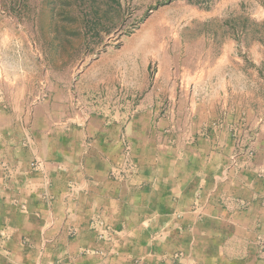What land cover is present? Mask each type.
Here are the masks:
<instances>
[{"label":"rangeland","instance_id":"1","mask_svg":"<svg viewBox=\"0 0 264 264\" xmlns=\"http://www.w3.org/2000/svg\"><path fill=\"white\" fill-rule=\"evenodd\" d=\"M0 42V154L100 123L123 141L134 123L180 147L175 168L209 175L232 219L213 229L264 259V0H0ZM196 125L228 140L189 145Z\"/></svg>","mask_w":264,"mask_h":264},{"label":"crops","instance_id":"2","mask_svg":"<svg viewBox=\"0 0 264 264\" xmlns=\"http://www.w3.org/2000/svg\"><path fill=\"white\" fill-rule=\"evenodd\" d=\"M229 61L198 62L217 67ZM134 127L128 125L123 141L104 123L87 127L88 139L34 138L25 154L3 140L0 264H264L246 240L213 229L232 219L223 212L220 218V191L204 182L209 175L175 168L186 159L180 147L137 136ZM205 131L190 126L187 144L228 140Z\"/></svg>","mask_w":264,"mask_h":264}]
</instances>
